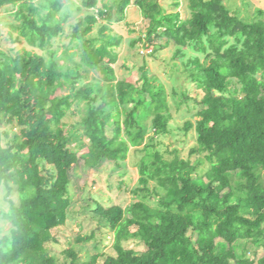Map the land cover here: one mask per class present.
Instances as JSON below:
<instances>
[{
	"label": "trees",
	"instance_id": "1",
	"mask_svg": "<svg viewBox=\"0 0 264 264\" xmlns=\"http://www.w3.org/2000/svg\"><path fill=\"white\" fill-rule=\"evenodd\" d=\"M66 1L0 0V8L13 6V28L33 48L45 50L65 32ZM171 1L175 9L181 5ZM133 2L149 24L132 45L164 41L162 46H178L176 56L189 46L204 55L190 58L185 69L201 95L192 98L184 86L181 94L200 106L199 119L184 129L195 128L192 153L203 157L193 161L178 150L166 157L154 136L147 141L150 129L158 136L169 132L167 88L146 64L141 85L117 78L122 37L107 25L90 37L99 17L111 16L110 6L73 25L66 66L56 51L49 57L34 49L0 51V125L20 128L13 142L0 140V182L20 197L7 213L0 209V264H99L100 254L81 260L68 248L60 261L47 247L56 241L53 230L68 219L71 172L80 162L90 170L106 162L121 169L131 147L142 145L140 186L134 190L141 199L126 209L94 202L101 226L115 235L116 255L103 264H264V7L244 21L223 0H188L191 16L182 19L155 0H117L121 16ZM83 5L90 9L98 2ZM87 69L102 72L98 82L80 83ZM74 105L82 107L81 120L66 131L64 119ZM204 161L209 167L200 172ZM234 173L241 178L237 184ZM5 218L12 224L8 232ZM129 240L145 249L126 247ZM241 241L260 247L262 256L238 253Z\"/></svg>",
	"mask_w": 264,
	"mask_h": 264
},
{
	"label": "rangeland",
	"instance_id": "2",
	"mask_svg": "<svg viewBox=\"0 0 264 264\" xmlns=\"http://www.w3.org/2000/svg\"><path fill=\"white\" fill-rule=\"evenodd\" d=\"M117 0H97L98 5L93 8H87L83 5V0H67L63 8V12L70 14L69 21L65 27V32L54 38L51 44L45 49L40 50L33 48L26 39L16 31L13 26L17 23L14 15L15 8L11 5L0 8V51L1 54L14 55L18 51L36 50L50 56L51 51H56L58 61L66 66L67 58L65 52L73 45L71 37L73 25L80 18H84L89 14H96L97 9L103 5L112 8L109 18L99 17L95 30L90 37H98L102 25L111 28V33L115 37H122V42L118 46L119 59L114 65L116 76L118 79H127L137 85H141V67L146 64L149 72L156 75L166 88L169 98L172 119L169 123V132L163 135H155L152 130H148L147 141L154 136V144L166 155L171 157L172 152L178 150L184 158L195 161L203 156L193 154L192 150L197 146V135L195 128L185 130L184 126L187 121L195 123L198 118L200 106L193 99L185 100L182 97L183 86L189 89L192 98L199 97L201 91L196 89L195 84L186 79L185 69L190 58L199 56L204 58L192 46L184 50V56H176L178 46L170 43L168 46H162L158 41L156 45L147 47L144 42L139 41L132 45L133 40L144 38L149 21L144 18L141 9L133 2L121 14L117 11ZM160 2L168 12L179 11L181 18L186 19L191 16L188 6V0H180L181 5L175 9L171 0H155ZM36 4H40L42 0H34ZM224 4L238 17L244 21H251L256 18L258 8L264 7V0H223ZM12 33V35H11ZM70 53H72L70 51ZM76 59H79L76 56ZM102 77L99 70L87 69L84 77L80 79V83L98 82ZM177 93V94H176ZM81 109L74 105L64 119V127L66 131L72 130V126L81 120ZM111 135V128L108 130ZM20 134V128L15 124L3 123L0 125V140L2 144L13 142ZM77 143L73 144V148H77ZM141 147H131L127 160L123 168H115L113 162H106L98 170L86 169L82 162L72 170V206L69 209L68 219L65 225L57 227L53 230L56 241L47 244L49 252L57 257L60 261H64L66 256L64 251L72 248L77 252L81 260L89 259L95 254H100V263L103 264L106 256L116 255L114 249L115 235L107 226H101L100 218L93 213L94 202L98 201L105 206L120 205L128 208L136 200L141 199L134 194V190L140 186L139 159L142 155ZM209 165L203 162L199 167L200 172H205ZM264 181V171H262ZM241 180L239 174H233V182ZM154 183L151 184L153 186ZM20 197L16 189L8 193L6 186L0 182V209L7 213L13 204H19ZM2 225L5 232H8L12 226L9 219H3ZM94 234L89 241L81 239L84 236ZM125 246L133 248L137 251L145 249L143 243L139 240H129L125 242ZM237 252L247 254L251 258H259L263 251L260 247L254 246L252 243L245 245L243 241L237 245Z\"/></svg>",
	"mask_w": 264,
	"mask_h": 264
}]
</instances>
